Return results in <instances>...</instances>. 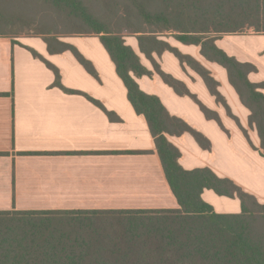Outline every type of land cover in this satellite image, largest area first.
Returning <instances> with one entry per match:
<instances>
[{
    "label": "crops",
    "instance_id": "crops-1",
    "mask_svg": "<svg viewBox=\"0 0 264 264\" xmlns=\"http://www.w3.org/2000/svg\"><path fill=\"white\" fill-rule=\"evenodd\" d=\"M59 51L41 37H0V212L178 209L147 122L135 112L115 65L97 36L58 38ZM169 46L208 72L203 78L170 51L152 59L176 82L166 84L151 61L128 45L151 76L135 78L166 112L201 136L165 134L186 171L208 169L264 205V157L249 111L226 70L206 60L200 46L168 39ZM215 46L255 71L264 85V35H224ZM56 73V74H55ZM264 95V87L259 89ZM108 113L111 114L112 119ZM202 199L219 214H239L237 198L205 190Z\"/></svg>",
    "mask_w": 264,
    "mask_h": 264
},
{
    "label": "trees",
    "instance_id": "trees-1",
    "mask_svg": "<svg viewBox=\"0 0 264 264\" xmlns=\"http://www.w3.org/2000/svg\"><path fill=\"white\" fill-rule=\"evenodd\" d=\"M44 1L55 8L69 9L71 17L92 27V34L70 36L93 35L101 41L127 90L130 104L147 122L165 180L179 208L0 212V264H264V230H258L256 224L264 222V205L208 169L184 170L178 162L179 151L165 134L189 133L200 145H206L183 121L171 117L157 97L140 90L135 78L151 73L141 65L139 56L121 36L94 24L76 0ZM131 2L141 24L150 28L135 31L139 52L177 93L183 92L171 77L159 71L153 54L173 52L181 62L195 68L210 92L218 97L208 72L161 40L159 37L164 34H171L184 45L200 46L206 60L226 70L230 84L249 111V124L257 132L264 157V95L259 92L264 85L248 81V74L255 71L253 66L239 63L214 44L224 35H264V0ZM23 36L43 38L51 51V42L60 52L73 50L58 41L61 36ZM205 190L237 198L241 212L216 213L202 199Z\"/></svg>",
    "mask_w": 264,
    "mask_h": 264
},
{
    "label": "rangeland",
    "instance_id": "rangeland-1",
    "mask_svg": "<svg viewBox=\"0 0 264 264\" xmlns=\"http://www.w3.org/2000/svg\"><path fill=\"white\" fill-rule=\"evenodd\" d=\"M98 27L121 36L127 46L135 39L136 30H149L141 24L131 0H76ZM69 9L55 8L44 0H0V35L18 38L23 35L45 34L67 37L92 34V27L71 17ZM173 39L171 34L159 37ZM130 47V46H129ZM264 230V222H257Z\"/></svg>",
    "mask_w": 264,
    "mask_h": 264
}]
</instances>
